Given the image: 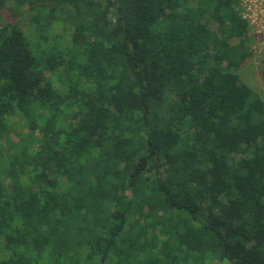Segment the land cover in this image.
I'll use <instances>...</instances> for the list:
<instances>
[{
  "label": "trees",
  "instance_id": "trees-1",
  "mask_svg": "<svg viewBox=\"0 0 264 264\" xmlns=\"http://www.w3.org/2000/svg\"><path fill=\"white\" fill-rule=\"evenodd\" d=\"M237 3L0 0V264H264Z\"/></svg>",
  "mask_w": 264,
  "mask_h": 264
},
{
  "label": "rangeland",
  "instance_id": "rangeland-1",
  "mask_svg": "<svg viewBox=\"0 0 264 264\" xmlns=\"http://www.w3.org/2000/svg\"><path fill=\"white\" fill-rule=\"evenodd\" d=\"M238 8V4L236 5ZM3 20H11L6 11L2 12ZM250 48L254 47L252 56L247 58L238 69L240 79L256 91L264 101V81L261 78V56L264 52V44L251 41Z\"/></svg>",
  "mask_w": 264,
  "mask_h": 264
},
{
  "label": "built area",
  "instance_id": "built-area-1",
  "mask_svg": "<svg viewBox=\"0 0 264 264\" xmlns=\"http://www.w3.org/2000/svg\"><path fill=\"white\" fill-rule=\"evenodd\" d=\"M237 4L241 18L248 24L250 43L258 41L264 44V0H238Z\"/></svg>",
  "mask_w": 264,
  "mask_h": 264
}]
</instances>
